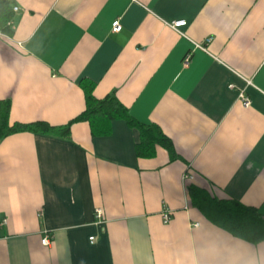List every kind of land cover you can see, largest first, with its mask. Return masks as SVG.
Instances as JSON below:
<instances>
[{
    "label": "crops",
    "instance_id": "1",
    "mask_svg": "<svg viewBox=\"0 0 264 264\" xmlns=\"http://www.w3.org/2000/svg\"><path fill=\"white\" fill-rule=\"evenodd\" d=\"M11 1L0 100L12 122L68 123L91 82L177 157L160 145L137 156L123 118L109 133L79 122L69 138L0 139V264H264V240L216 226L188 194L195 184L264 217V0Z\"/></svg>",
    "mask_w": 264,
    "mask_h": 264
},
{
    "label": "trees",
    "instance_id": "2",
    "mask_svg": "<svg viewBox=\"0 0 264 264\" xmlns=\"http://www.w3.org/2000/svg\"><path fill=\"white\" fill-rule=\"evenodd\" d=\"M13 3L11 0H0V30L12 33ZM86 107L79 115L63 125H51L46 121L28 123L11 121L10 100H0V139L21 132H31L48 136L69 138L74 123L87 122L92 133H109L114 120L123 118L140 133V141L136 145L137 156L152 157L158 145L168 150L172 159L176 152L166 135L152 124L141 123L128 114L115 94L104 98L94 95L95 84L82 82ZM191 203L213 224L230 232L233 236L249 243L257 244L264 240V217L253 207L238 200L219 198L206 188L195 184L188 185Z\"/></svg>",
    "mask_w": 264,
    "mask_h": 264
},
{
    "label": "built area",
    "instance_id": "3",
    "mask_svg": "<svg viewBox=\"0 0 264 264\" xmlns=\"http://www.w3.org/2000/svg\"><path fill=\"white\" fill-rule=\"evenodd\" d=\"M17 9V8H16ZM185 21L184 20H179V21H177V22H174V24H173V27L174 28H178V27H181V26H184L185 25ZM121 29H122V25H121V23L119 22V20H116L115 22H113V25H112V30H113V32H120L121 31ZM196 46H199L198 44H195ZM188 58L185 60V62L187 63L188 62ZM232 87H234L233 85L231 86V88ZM240 98H241V100H242V102H243V105L244 106H249L250 105V99L245 95V93L244 92H241L240 93ZM102 215H103V212H102V210L100 209V208H97L96 209V216H97V218L98 219H101L102 218ZM164 222L165 223H168L169 222V219H170V217H169V212H165V214H164ZM93 239V238H92ZM42 242H43V244L44 245H48L49 244V239L48 238H45V239H43L42 240Z\"/></svg>",
    "mask_w": 264,
    "mask_h": 264
}]
</instances>
